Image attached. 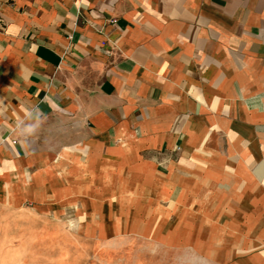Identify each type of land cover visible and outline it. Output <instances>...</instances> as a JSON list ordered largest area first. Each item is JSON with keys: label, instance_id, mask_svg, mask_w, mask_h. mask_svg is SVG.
Here are the masks:
<instances>
[{"label": "crops", "instance_id": "crops-1", "mask_svg": "<svg viewBox=\"0 0 264 264\" xmlns=\"http://www.w3.org/2000/svg\"><path fill=\"white\" fill-rule=\"evenodd\" d=\"M214 120L262 150L264 0H0V264H217L145 241L186 238L182 200L114 195L120 154L175 173L153 155ZM23 217L46 218L45 247L9 229Z\"/></svg>", "mask_w": 264, "mask_h": 264}, {"label": "rangeland", "instance_id": "rangeland-1", "mask_svg": "<svg viewBox=\"0 0 264 264\" xmlns=\"http://www.w3.org/2000/svg\"><path fill=\"white\" fill-rule=\"evenodd\" d=\"M212 123L205 140L200 135L184 149L153 155L159 168L170 166L175 173L150 176L142 167L146 159L136 158V166L140 165L137 170L120 154L115 198L123 201L168 198L188 205L183 209L193 216L176 224L186 238L146 239L151 245L181 247L204 258L212 253L217 264H264V180L260 173H254L256 166L264 164V140L257 141L262 150L230 142L218 123L215 120ZM137 137L125 134L118 145L135 146ZM239 166L247 174L246 179L234 173ZM160 183L167 184L168 189L160 190L163 186ZM133 225L141 230L143 223ZM70 226L74 228L75 224L71 222ZM9 229L28 236L22 240L24 246L42 248L46 245L45 237H30L38 233L45 236L52 228L46 218L23 217L13 220ZM57 229H63V218L56 220L54 230ZM29 257L36 262V254Z\"/></svg>", "mask_w": 264, "mask_h": 264}]
</instances>
